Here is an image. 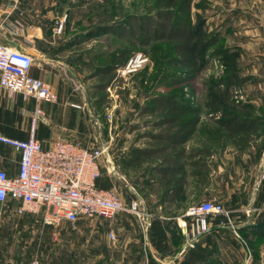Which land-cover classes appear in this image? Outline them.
I'll use <instances>...</instances> for the list:
<instances>
[{"label":"crops","instance_id":"obj_1","mask_svg":"<svg viewBox=\"0 0 264 264\" xmlns=\"http://www.w3.org/2000/svg\"><path fill=\"white\" fill-rule=\"evenodd\" d=\"M65 12L64 0H0V39L32 52L31 74L51 83L58 95L55 102L39 103L42 115L33 125L36 100L0 87L1 135L26 140L34 127L46 148L59 137L78 140L86 147L95 144L91 133L97 130L95 118L85 112L90 99L75 90L67 74L80 69L76 58L81 56L82 34L64 25ZM193 13L202 15L203 30L216 39L202 71L230 75L241 99L259 103L264 94V0H206L203 7H193ZM60 24L63 29L58 32ZM243 134L232 137L227 131H196L185 145L192 156L187 159V185L180 194L164 196L171 202H161L164 182L160 174L142 165L136 191L124 199L151 200L146 206L142 201L152 215L151 225L144 233L136 218L126 213L108 221V264H264V146L258 148L248 139L240 143ZM199 135L200 142L196 140ZM19 163L20 152L0 141V170L14 176ZM109 172L108 186L116 185L117 177ZM192 199L220 202L231 215L230 220L209 216V231L194 248L183 250V218L177 207ZM18 204L0 203V249L16 245L39 251L54 236H62L60 225H45L40 215H18ZM110 231L115 232V240L110 239ZM61 260L62 264H79L77 255Z\"/></svg>","mask_w":264,"mask_h":264},{"label":"rangeland","instance_id":"obj_2","mask_svg":"<svg viewBox=\"0 0 264 264\" xmlns=\"http://www.w3.org/2000/svg\"><path fill=\"white\" fill-rule=\"evenodd\" d=\"M156 1L64 0L66 11L64 25L69 24L72 28L71 32L82 34V42L78 47L81 49L78 52L81 56L76 58L79 60L80 69H74L67 74L75 90L90 99L85 105V112L95 118L97 130L91 131L95 137L94 145L107 146L108 155L101 159V175L97 184L102 189L111 188L112 186H108V175L111 170L117 177L116 185L113 186L117 187L123 198L136 191L137 175L143 169L142 165L151 164L148 160L141 166L140 164L131 167L122 165L133 148L141 147L142 144L145 146L153 144L148 133L158 132L152 131L151 127V121L155 117L141 115V107L145 105L149 96L178 91L182 93L186 103L200 111L201 123L196 131H225L215 123V119L223 117L222 111L208 101V97L213 92L208 90L206 83L209 82L210 77L217 78L218 75L201 71L190 84L175 87L170 84L171 79L167 77L169 73L178 72L171 65V55L167 45L152 43L143 46L128 36L98 30L108 23L123 21L129 14H144ZM138 53H143L147 57V62L137 72L121 75L120 69ZM117 63L124 65L117 66L110 85L103 88L108 82V73H102L100 67L107 68L108 65ZM232 91H234L233 101L250 104L247 115L259 119L256 131H261L244 133L238 141L241 139L240 143H242L248 139L258 148L264 146V94H260L259 103L253 104L247 98L241 99L235 88ZM246 95L250 94L246 92ZM197 139L200 142L201 135L197 136ZM142 201L145 206L148 202L152 203L145 198H142ZM200 202L202 201L199 199L183 200L177 208L183 214L191 205ZM82 223L78 225L62 222L60 224L62 236H54L52 243H46V246L39 251L36 248L21 246L17 248L16 245L4 247L0 249V263L62 264V258L72 259L77 255L79 264H108V220L88 219ZM119 235L117 239H121Z\"/></svg>","mask_w":264,"mask_h":264},{"label":"built area","instance_id":"obj_3","mask_svg":"<svg viewBox=\"0 0 264 264\" xmlns=\"http://www.w3.org/2000/svg\"><path fill=\"white\" fill-rule=\"evenodd\" d=\"M62 27L60 24L59 31ZM146 62L147 57L138 53L120 73L133 74ZM34 63L32 52L7 45L0 39V87L36 100L33 125L42 115L39 103L55 102L58 98L51 83L31 74ZM0 141L20 152L16 175L0 170V203L19 202L15 207L18 215L37 214L45 225L59 226L64 221L78 224L97 218L110 222L118 214L126 213L136 218L144 233L151 225L152 215L144 209L140 199L126 201L116 186L108 189L98 186L101 159L107 146L86 147L78 140L59 137L46 148L37 138L34 127L26 140L0 134ZM211 215H223L230 220L231 211L220 202L207 200L191 205L182 214L183 250L194 248L199 238L209 231ZM109 237L115 240V232L110 231Z\"/></svg>","mask_w":264,"mask_h":264},{"label":"trees","instance_id":"obj_4","mask_svg":"<svg viewBox=\"0 0 264 264\" xmlns=\"http://www.w3.org/2000/svg\"><path fill=\"white\" fill-rule=\"evenodd\" d=\"M206 0H157L154 6L144 14H129L117 23H108L98 30L128 36L139 45L160 43L168 46L171 65L178 71L169 73L170 84L175 87L193 82L206 64V53L215 44V36L203 30L202 15L193 13V7L201 8ZM120 64L100 67L102 73H108L110 85L114 72ZM124 65V64H123ZM120 65V66H123ZM119 66V67H120ZM206 83L213 92L208 98L210 104L222 111L221 118L215 123L232 137L241 133L256 131L257 117H249L250 104L233 101L234 83L230 75L210 77ZM142 116H153L152 131L147 135L153 144L135 147L122 163L125 167L136 166L150 160L149 169L159 173L164 182L162 203L170 192L180 194L187 185V159L192 158L185 145L201 123L200 111L184 101L182 93H157L148 97L141 107ZM171 202V201H170Z\"/></svg>","mask_w":264,"mask_h":264},{"label":"water","instance_id":"obj_5","mask_svg":"<svg viewBox=\"0 0 264 264\" xmlns=\"http://www.w3.org/2000/svg\"><path fill=\"white\" fill-rule=\"evenodd\" d=\"M105 155H106V156L108 155L107 151L105 152Z\"/></svg>","mask_w":264,"mask_h":264}]
</instances>
